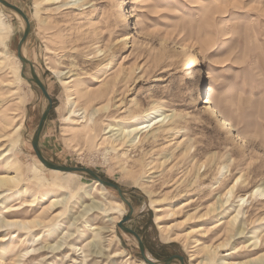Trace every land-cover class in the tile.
<instances>
[{"label":"rangeland","instance_id":"rangeland-1","mask_svg":"<svg viewBox=\"0 0 264 264\" xmlns=\"http://www.w3.org/2000/svg\"><path fill=\"white\" fill-rule=\"evenodd\" d=\"M5 1L28 19L22 56L52 102L39 139L45 160L91 170L122 189L132 208L124 226L153 262L174 256L185 264L264 259V202L241 213L232 239L228 223L237 202L219 208L239 177L246 182L238 197L264 187V0H83L86 9L65 1ZM0 16L11 27L0 44V177L15 175L9 159L20 175L16 185L0 188V264H146L135 239L117 227L128 208L116 191L106 188L102 197L87 174L49 171L36 158L31 140L48 102L26 80L29 66L26 79L20 75L23 20L1 4ZM129 32L127 45L118 44ZM99 51L104 55L97 57ZM208 84L211 107L232 124V135L201 104ZM152 107L172 120L133 145L110 139L122 138L119 128L140 123ZM81 109L85 119L70 115ZM11 144L14 156L1 158ZM221 165L229 167L222 181ZM31 201L34 207L27 206ZM92 202L107 213L76 220ZM11 221L34 224L5 227ZM225 242V250L209 252ZM97 250L101 255H94Z\"/></svg>","mask_w":264,"mask_h":264},{"label":"bare ground","instance_id":"bare-ground-1","mask_svg":"<svg viewBox=\"0 0 264 264\" xmlns=\"http://www.w3.org/2000/svg\"><path fill=\"white\" fill-rule=\"evenodd\" d=\"M64 1L66 2L67 5H69L71 7L86 9L85 4L83 3V0H51L50 2H53V4H61ZM126 14L127 13L125 12V10L123 11V13H121V15H120V18L122 19L121 21H123V22L127 21ZM10 32H11V27L9 25L3 23L2 19H1V16H0V44L1 45L4 44V41L7 38V36L10 34ZM131 38H133V35H132V32H129L126 36H124V37H122L121 39L118 40V44H120L122 46H126L127 42L130 41ZM101 53L102 52L99 51L97 53L98 54L97 57H101V56L104 55V54L99 55ZM0 58H3V56L1 55ZM17 59H18V57H17ZM18 61H19L20 65H21V68H22V64H21L19 59H18ZM22 74H23V69H22V72L20 73V75L22 76ZM58 75L60 76V80L63 82V84L67 85L68 83L66 81H64L63 79H61V75L60 74H58ZM210 78H211V76H210L209 72L207 71L205 73V77L203 76L202 80L206 83V81L210 80ZM205 91L208 92V95H207V98L203 99L201 104L206 106V109H208L210 114H212L216 118H218V121H219V123H220V125L222 127V131L225 134H227V135L234 134L233 133L234 129L232 127V124L230 122H228L225 119V117L222 116L220 114V112H218V110L214 106L211 107V101H210V98H209V94L211 92V87H210L209 84L206 86ZM92 95L94 96L95 94H92ZM69 103H70L71 108L72 107L73 108L77 107V104H76L74 99H70ZM97 111H98V109H95L94 111H92L89 117H92V115L97 113ZM70 115L72 117H76V118H79V119H85L88 116L87 115V111L85 109H81L79 111H72V113ZM172 118H173L172 114H164L163 110H161L160 108L152 107L151 109H149L148 111H146L144 113V115L142 117V121L140 123H136L135 125L129 126L128 128H126V127L119 128V134H120V136L122 138H120V139H117L118 137L112 138L113 137V135H112V136H110V139H113L114 142H119V141H122L124 139H130L129 142H130L131 145H133L136 142L137 139L139 140V137H140L141 134H144V133L149 134L155 128L162 127V126L168 124L172 120ZM21 126L22 125H20L17 128V131L21 128ZM108 128H110V127H108ZM234 138L242 140L241 138H239V136L237 134H235ZM15 145L16 144H14V145L11 144L9 149H7V150L4 149L2 151L3 153L1 155V158H8V159L10 157L12 158L14 156L13 153H14ZM7 163L10 165L9 168H13L15 170V175L14 176H10V177L9 176L0 177V188L6 187L8 185L14 186V185H16L19 182V179H20V175H18V171H19L18 165L15 162H13V159L11 161L9 159V161H7ZM202 168H203V171H204L205 170V166L204 165L199 166V168H198V172L199 173L201 172ZM45 169H47V168H45ZM47 170H49V169H47ZM49 171L58 172V171H54V170H49ZM65 174H74V173H65ZM228 174H229L228 165L219 166V169H218V176L219 177H218V179L220 181L224 180L227 176H229ZM94 182L99 184L97 181H94ZM245 182H246V180H244L241 177L235 179L233 185L226 191V193L223 195L221 201L219 202V208H222V207H225V206H230L234 200H236V202H237V207H238L237 214L228 223V225H229L228 233L230 235V239H232L234 237V235H232V233H233V230H234V227H235L236 223L239 222L238 220H239V217H240L241 213L245 209L249 208L252 205V203L256 204L259 201L260 202H264V187H260V186L251 189V191L249 193H247L246 195H244L242 197H238L237 196V190L242 188L244 186ZM99 186H100L99 194L103 197L105 192L107 191V189L105 187H103L102 185H100V184H99ZM64 200L65 199L54 200L53 202L54 203H62V202H64ZM122 204H123V202H122ZM27 206L28 207H34L35 206V202L31 201V203L29 205H27ZM27 206H23V207H20V208H15V209H13V211L14 212L22 211L23 208H25ZM81 209H82L81 215L79 217H76L75 218L76 220L77 219L83 220L88 213H95V212L105 213L106 212V207L103 206L101 203H97V202H92L91 204L83 205L81 207ZM240 219H241V217H240ZM119 222H117V224ZM33 224H34V222L21 223V222L11 221V222H8L5 227H10V228L20 227V228H23V229H29V227L31 225H33ZM91 230L94 231V232L100 231V229H98L96 227H92ZM243 231H244V225L241 226V230L239 229L238 234H235V236L236 235H239V236L242 235ZM260 234L261 233L257 232V234L253 237L256 240L257 243L260 242V238H259ZM227 245H228V242H225V243L218 244L215 248H211L210 247L209 248V252L212 253V254H215L216 251L225 250ZM76 250L78 252H80L81 248H76ZM34 251H35L34 249H32L29 252L26 251L23 254V256L25 255V256L30 257L34 253ZM81 253H83V251ZM101 253H102L101 251L97 250V251H95L94 255L95 256H99V255H101ZM118 255L119 254H115L114 257H116ZM199 264H210V263H199ZM216 264H264V259L263 258H256V259H253L251 261H246V262L229 261L228 259H224L222 261H219Z\"/></svg>","mask_w":264,"mask_h":264},{"label":"water","instance_id":"water-1","mask_svg":"<svg viewBox=\"0 0 264 264\" xmlns=\"http://www.w3.org/2000/svg\"><path fill=\"white\" fill-rule=\"evenodd\" d=\"M0 4L3 7L13 11L14 13H16L23 20V22L25 24V30H24L23 36H22V38H21V40H20V42L18 43V46H17V57H18V59L20 60V62L22 64V69L23 70L26 68V66H29L30 73H31V79H26L23 76V74H22V76H23V78H25L28 81V83H30V84L34 83L40 89L43 97L48 102V105H47L45 111L41 115V118H40V121L38 123L37 129H36V131L34 133V136H33L32 140H31V146H32V149L34 151V154H35L36 158L38 159V161L45 168H47L49 170H54V171H58V172H62V173H84V174H87L88 176H90L91 178H93L94 181H97L103 187L110 188V189L116 191L118 193L121 201L128 208V213L126 214L124 219L121 220L117 224V227L123 233H125L127 235H130V236H132L135 239V241L137 242L138 248H139L140 255H141L143 261L146 264H159V263L153 262L152 260H150L146 256L144 245H143L141 239L139 238V236L135 232H133L132 230H130V229H128V228H126L124 226V224L126 222L131 220L132 208H131L130 204L126 201V199L123 197L124 192L122 191V189H120L118 186H116V185H114V184H112L110 182L102 180L100 177H98V175L96 173L92 172L91 170H88V169H85V168H67V167L58 166V165H55V164H52V163L48 162L42 156L40 148H39V139H40V135H41L44 123H45V121H46V119L48 117V114L50 112V109L52 107V102L50 100V97L47 94L46 88L40 82V80L37 78L36 74L34 73L32 64L30 62H28L22 56V47H23V45H24V43L26 41V38H27V36L29 34V31H30V25H29L27 17L25 16V14L19 8H17L16 6H13L12 4L8 3L5 0H0ZM174 261H178L179 264H185L183 258L177 257V256L168 258L162 264H172Z\"/></svg>","mask_w":264,"mask_h":264}]
</instances>
